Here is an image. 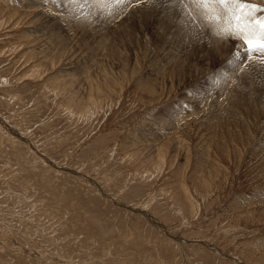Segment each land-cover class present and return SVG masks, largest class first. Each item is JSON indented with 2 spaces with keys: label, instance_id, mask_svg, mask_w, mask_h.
<instances>
[{
  "label": "rangeland",
  "instance_id": "rangeland-1",
  "mask_svg": "<svg viewBox=\"0 0 264 264\" xmlns=\"http://www.w3.org/2000/svg\"><path fill=\"white\" fill-rule=\"evenodd\" d=\"M234 23L0 0V264H264V54Z\"/></svg>",
  "mask_w": 264,
  "mask_h": 264
},
{
  "label": "snow or ice",
  "instance_id": "snow-or-ice-1",
  "mask_svg": "<svg viewBox=\"0 0 264 264\" xmlns=\"http://www.w3.org/2000/svg\"><path fill=\"white\" fill-rule=\"evenodd\" d=\"M201 6L210 10L218 6L227 11L235 23L224 30V35L239 37L249 52L264 54V18H253L259 8L257 4L249 5L243 0H201Z\"/></svg>",
  "mask_w": 264,
  "mask_h": 264
},
{
  "label": "bare ground",
  "instance_id": "bare-ground-1",
  "mask_svg": "<svg viewBox=\"0 0 264 264\" xmlns=\"http://www.w3.org/2000/svg\"><path fill=\"white\" fill-rule=\"evenodd\" d=\"M261 10V9H260ZM247 11V10H246ZM258 11V10H257ZM259 12V11H258ZM263 13V12H262ZM261 13V14H262ZM255 14V13H254ZM264 14V13H263ZM212 30V29H211ZM229 41V40H228ZM95 107V106H94ZM157 160L159 161V163H161V164H164V159H165V157H164V154L163 153H159V154H157Z\"/></svg>",
  "mask_w": 264,
  "mask_h": 264
}]
</instances>
